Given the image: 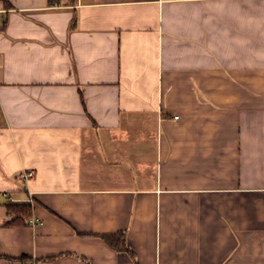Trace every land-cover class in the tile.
I'll return each mask as SVG.
<instances>
[{"label":"crops","instance_id":"0c3cea01","mask_svg":"<svg viewBox=\"0 0 264 264\" xmlns=\"http://www.w3.org/2000/svg\"><path fill=\"white\" fill-rule=\"evenodd\" d=\"M50 1L0 0V264H264V0Z\"/></svg>","mask_w":264,"mask_h":264},{"label":"trees","instance_id":"16d2710c","mask_svg":"<svg viewBox=\"0 0 264 264\" xmlns=\"http://www.w3.org/2000/svg\"><path fill=\"white\" fill-rule=\"evenodd\" d=\"M57 0H51L50 4L53 5ZM9 209L11 213L16 215V219L12 224H23L27 223L31 216V208L26 204L19 205H10ZM102 239L105 241L109 247L115 249L117 251H127L125 236L122 234L121 236H102ZM26 259L23 258L22 261Z\"/></svg>","mask_w":264,"mask_h":264},{"label":"built area","instance_id":"2783aa9c","mask_svg":"<svg viewBox=\"0 0 264 264\" xmlns=\"http://www.w3.org/2000/svg\"><path fill=\"white\" fill-rule=\"evenodd\" d=\"M33 176H34V172L30 171V172H27L26 174H24L23 178L24 179H31ZM4 264H11V262L5 261Z\"/></svg>","mask_w":264,"mask_h":264}]
</instances>
